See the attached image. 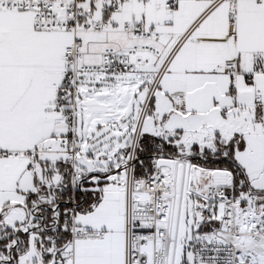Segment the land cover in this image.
<instances>
[{
	"label": "snow or ice",
	"instance_id": "snow-or-ice-1",
	"mask_svg": "<svg viewBox=\"0 0 264 264\" xmlns=\"http://www.w3.org/2000/svg\"><path fill=\"white\" fill-rule=\"evenodd\" d=\"M0 264H264V0H0Z\"/></svg>",
	"mask_w": 264,
	"mask_h": 264
}]
</instances>
